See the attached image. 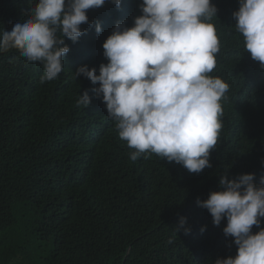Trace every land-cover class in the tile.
Masks as SVG:
<instances>
[{
	"label": "trees",
	"instance_id": "1",
	"mask_svg": "<svg viewBox=\"0 0 264 264\" xmlns=\"http://www.w3.org/2000/svg\"><path fill=\"white\" fill-rule=\"evenodd\" d=\"M214 1L220 10L208 22L224 55L220 65L235 81L233 93L264 99V73L242 54L245 42L233 18L237 0ZM37 2L0 0V32L11 31ZM136 4L124 0L114 12L105 2L88 12L102 23ZM227 4L235 5L226 12ZM86 34L90 38L78 43L65 38L67 72L90 55L100 59L97 40L105 36ZM27 63L16 49L0 53V264H214L230 250L196 201L220 190L226 170L230 179L254 173L259 186L264 119L244 126L251 118L247 107L227 101L212 167L198 174L166 158L132 165L126 153L136 150L106 125L101 99L78 105L74 90L81 80L71 81L67 73L42 84L41 77L33 80L32 66L23 67ZM180 217L187 218L190 234L175 231Z\"/></svg>",
	"mask_w": 264,
	"mask_h": 264
},
{
	"label": "clouds",
	"instance_id": "2",
	"mask_svg": "<svg viewBox=\"0 0 264 264\" xmlns=\"http://www.w3.org/2000/svg\"><path fill=\"white\" fill-rule=\"evenodd\" d=\"M105 2L114 12L124 4L38 0L11 31L0 32V53L18 50L28 61L23 67L32 66L33 80L41 77L42 84L56 83L67 73L71 81L81 80L75 101L89 107L92 97L101 99L106 125L118 129L119 137L136 150L126 153L132 165L166 158L198 174L212 167L210 152L223 136L227 101L247 107L251 118L244 126L264 119V99L255 93L234 94L235 81L220 65L219 38L208 22L219 8L211 0H137L135 8L93 22L88 10ZM235 4H239L233 12L235 28L245 42L242 54L264 73V0ZM233 5H225V11ZM86 31H94V39L105 36L97 40L100 59L90 55L67 72L70 48L65 38L78 43L82 37L90 38ZM254 179V173L230 179L226 170L219 176V191L210 192L205 200L197 198V206L208 210L211 224L230 244L214 264H264V176L259 186ZM174 229L185 235L191 232L186 217H180ZM128 252L129 248L125 258Z\"/></svg>",
	"mask_w": 264,
	"mask_h": 264
},
{
	"label": "bare ground",
	"instance_id": "3",
	"mask_svg": "<svg viewBox=\"0 0 264 264\" xmlns=\"http://www.w3.org/2000/svg\"><path fill=\"white\" fill-rule=\"evenodd\" d=\"M129 15H131V14L128 12V13H127V16L129 17ZM126 24H127V25H126L127 27H131V26H132V24H130L128 20H126ZM223 56H224V55H223Z\"/></svg>",
	"mask_w": 264,
	"mask_h": 264
}]
</instances>
